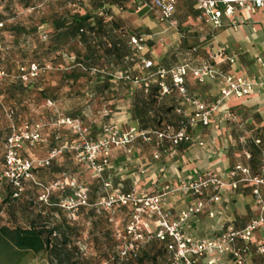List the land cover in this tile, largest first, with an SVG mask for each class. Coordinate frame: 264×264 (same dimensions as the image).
I'll use <instances>...</instances> for the list:
<instances>
[{"label":"rangeland","instance_id":"1","mask_svg":"<svg viewBox=\"0 0 264 264\" xmlns=\"http://www.w3.org/2000/svg\"><path fill=\"white\" fill-rule=\"evenodd\" d=\"M144 6L140 0H0V20L4 23L0 67L7 70L11 80L15 81L11 83L0 80V163L4 140L14 125L40 124L43 141L28 148L33 157L46 155L51 147L79 142V133L69 126L59 125V119L70 117L78 121L85 128L87 138L95 141L105 137L106 126H116L118 119L124 115V108L130 103L129 92L134 88L142 89L140 82L124 79V71L128 70L131 76H138L140 79L148 78V71L142 69V59L154 62L149 54L150 50L156 49L155 44L148 43L149 49L141 51L131 44L132 36L146 38L144 14L139 13ZM184 10V6H180L178 18L186 22L183 18ZM86 13L94 17L92 22H96L97 27L102 30L100 32L98 29L87 39L74 35L70 28L76 14ZM108 15L112 16L111 21L117 28L115 36L127 32L130 40L128 50L109 49L111 39L107 26L111 21ZM211 28L213 31L218 29ZM187 42L192 45L196 40L189 38ZM125 52L130 54L126 57ZM215 54H208L204 61L212 62ZM32 61L40 63L46 70L35 80L33 86H26L17 77L19 67ZM188 75V86L194 93L200 90L202 83L207 82H199L192 71ZM153 84L157 83L153 81ZM176 90L165 94L179 97ZM165 94L160 91L158 93L159 96ZM214 98L206 101L213 103ZM232 100L233 97L225 103ZM251 104L247 99L233 101L229 104L231 110L216 114L211 125L203 129L202 136L214 138L217 141L214 145L216 151L221 154L216 158L218 163L215 167L202 168L200 173L213 170L229 183L232 180L231 171L238 164L247 167L251 177L262 172L264 104L257 108ZM158 107L159 105H154V108ZM178 120L175 115L168 116L162 125L152 129L163 130L168 126L176 129ZM130 124L132 123L127 122L123 125L124 131L134 126ZM229 135L234 136L232 144ZM243 136L246 138L245 143L241 141ZM257 139H260L259 143L256 142ZM227 140L229 146L226 145ZM194 143L195 140L189 145ZM171 146L166 140L144 142L138 139L132 144L130 151L113 147L109 165L116 163V167L124 168L125 174L132 170L140 172L144 163L153 164L154 160L169 154ZM244 148L250 153V157L243 153ZM109 165L99 172L90 164L79 161L74 151H65L36 175L50 189L49 200L40 198L42 188L28 184L25 193L17 199L0 201V227H28L33 220L49 226L60 225L70 246L77 247L74 252L79 255L80 264H123L116 256L115 246L121 239V244L129 239L123 234L125 214L119 207L92 212L90 206H85L79 209L76 218L62 206L63 200L73 194V189L57 186L66 177L73 178L78 186L86 188L90 200L96 202L101 196L112 192L114 176ZM234 178L237 180V188L226 186L220 193V201L216 203H226L234 196L237 198L232 202L247 209V215H244L246 220L258 217L261 204L253 194L254 182L241 174ZM106 182L110 183L109 187H105ZM169 185L175 188L179 186ZM259 190L264 203V184L259 186ZM230 191L232 193L228 194ZM2 192L5 193L6 190L1 189L0 193ZM205 201L213 203L209 196L205 197ZM260 244H264V227L251 239L248 254L251 264H264V252L259 250ZM146 247L150 257H144L143 264H152L151 245ZM17 260L18 264H50L45 253L19 252ZM225 261L226 264H234L228 257ZM166 262L162 257L157 260V264Z\"/></svg>","mask_w":264,"mask_h":264},{"label":"built area","instance_id":"2","mask_svg":"<svg viewBox=\"0 0 264 264\" xmlns=\"http://www.w3.org/2000/svg\"><path fill=\"white\" fill-rule=\"evenodd\" d=\"M144 4H150L159 11L161 22H169L176 25L174 18L177 4L180 0H140ZM199 12V18L214 28H221L224 25V18L231 21L232 25H237L236 16L240 11L255 13L264 10V0H192ZM4 23L0 22V29ZM131 44L138 50H144L145 44L142 37L133 36ZM0 49H2L0 36ZM230 63L235 62V57L225 56L223 50L218 51L213 56L212 62H205L197 67L189 64H182L172 68L159 67L153 72H148V78L140 79L138 76H131L128 70L124 71L123 78L134 83H141L148 89L155 81L162 94L169 93L177 89L182 97V101L193 108L192 112L186 115V120L181 122L178 129L168 126L163 130L142 129L131 127L127 131H120L116 126L105 127V137L99 140H89L86 130L81 123L70 117L59 119L58 124L69 126L80 135L79 142L55 146L48 150L44 156L30 157L24 154L27 146H32L42 139V129L40 124L24 123L14 125L4 144V159L0 166V190L6 187L13 189V196L20 197L25 190L26 183L30 182L42 188L41 199L48 201L50 189H48L36 177V171L49 167L52 161L67 150L74 151L78 160L82 163L90 164L99 172L109 165V158L113 147L131 150L132 144L141 139L149 142L153 139L158 141H168L173 146H178L184 142L194 141L189 133L190 128L198 125L205 127L211 123L214 112L224 107L225 101L235 97L244 98L253 93L258 88H264V60L257 57V62L261 64V72L257 74H236L228 72L219 67L220 60ZM154 67V62L142 59V69L150 70ZM45 67L38 62H31L19 67L18 79L24 83H29L38 79L45 72ZM197 77L199 82L208 79H218L222 83L220 96L213 103H206L200 98L192 95L186 86V77L190 72ZM11 75L7 70L0 67V80L9 79ZM171 80V84L168 83ZM242 142L246 138L241 137ZM257 143L260 139L256 140ZM199 146L204 142L199 140ZM243 153L250 157V153L244 148ZM101 160V162H99ZM237 174L245 176L247 180L254 182L253 194L258 203L261 204V212L256 218L250 219L244 226L237 227L233 223L222 226L218 233L210 238H196L186 233L184 225L195 215L200 214L205 205V197L209 196L210 201H220V193L226 187L237 188ZM232 180L228 183L213 170L205 173H198L193 177L183 180L177 188L165 185L158 194L150 195L133 188L129 192H110L101 196L96 202H91L86 188L76 184V180L66 177L65 180L57 183V186L64 189L70 187L73 194L63 200L62 206L73 216H76L80 208L85 206L93 207L96 211L111 210L115 207L132 205V219L127 225V236L120 252L122 257L136 254L145 240L158 239L166 241L169 254V264H226L225 258H230L234 264H251L248 259L250 253V243L253 235L264 227V203L260 198L259 186L264 184V159L262 172L251 177L250 170L240 164L231 171ZM110 183L106 182L105 187ZM194 195L197 200L182 209L175 220H171L170 212L165 208V200L168 196ZM2 195L0 193V201ZM210 217L215 216V212L209 213ZM259 250L264 252V244L259 245Z\"/></svg>","mask_w":264,"mask_h":264},{"label":"crops","instance_id":"3","mask_svg":"<svg viewBox=\"0 0 264 264\" xmlns=\"http://www.w3.org/2000/svg\"><path fill=\"white\" fill-rule=\"evenodd\" d=\"M180 6L185 8L183 18L186 22L178 18ZM139 13L144 14L143 27L146 29L144 50L149 49V44L156 45V49L150 50L149 54V58L155 63L152 68L153 71L159 66L165 68L182 64L199 66L205 62L204 60L208 54L223 50L225 56L235 57L234 63H230L225 58L220 60L219 67L223 70L239 75H252L261 72L262 66L257 62V57H262L264 60V10H258L255 13L245 10L240 11L236 16L237 25H232L230 20L224 18L223 27L214 31L211 28L212 26L207 25L199 18V12L192 0H180L178 2L174 14L176 25H171L169 22H161L159 11L150 4H145ZM108 18L111 21L112 16L108 15ZM107 27L111 39V48L109 49L128 50L130 40L127 38V32L120 36H115L116 26L110 23ZM189 38H194L196 42L192 45L188 44ZM128 54L130 53L125 52L124 55ZM188 76L186 77V86L192 95L206 103H208L206 100L212 97L217 99L220 96L222 89L220 80L208 79L207 82L200 85V90L194 93L188 86ZM168 83L171 84L170 79H168ZM141 87L142 89L134 88L129 92L130 103L124 108V115L115 124L120 131H124L123 125L127 122H131L132 124L130 125H134L130 126L129 129L131 127L152 129L162 125L161 123L166 117L171 115L179 118L176 128L178 129L181 122L186 120V115L193 110L191 106L183 103L178 90L176 91L179 97H174L172 94L157 95L156 101L151 102L148 89L143 85ZM242 99L250 101L255 108L262 106L264 104V88H258L244 98L233 97L230 103L241 101ZM230 103L226 102L221 110L213 113L211 123L216 114L231 110ZM154 105H159V107L154 108ZM170 107H174V109L168 111L167 109ZM207 127L200 124L193 129L190 128L189 133L196 143L189 145V143L186 144L184 142L178 147L172 145L169 154H165L159 160H154L155 163L153 164L151 162L144 163V168L140 172L132 170L129 174H125L124 168L116 167V163L109 165V167H112L111 173L114 176L112 192H129L135 188L140 192L155 195L167 184L179 185L183 180L203 171L202 168L216 166L218 163L216 158L221 152L216 151L214 145H216L217 141L214 138L202 136L203 129ZM233 137V135H229L231 144L234 142ZM199 140H203V146L198 145L197 142ZM41 141H43V134ZM226 142V145L229 146V141L227 140ZM28 148L29 146L24 149V154L27 153L28 156L33 157L28 152ZM223 152L226 151L224 150ZM230 193L232 192H228V194ZM235 196H239V194H235ZM236 198L233 196L232 200ZM232 200L229 199L226 203H206L200 214L192 216L186 222L184 225L186 233L203 239L214 236L222 226L229 223L244 226L250 220H246L247 218L244 216L247 215V209L237 202H232ZM195 201L196 198L194 196H168L165 200V208L170 212L171 220H175L182 209ZM211 211L215 212L214 217L209 216Z\"/></svg>","mask_w":264,"mask_h":264},{"label":"trees","instance_id":"4","mask_svg":"<svg viewBox=\"0 0 264 264\" xmlns=\"http://www.w3.org/2000/svg\"><path fill=\"white\" fill-rule=\"evenodd\" d=\"M101 6L103 7L104 5H101ZM101 14H103V12H101ZM93 19L94 17L88 13L84 15L76 14L70 24L71 31L73 32L74 35H81L85 39H87V37H90V35L93 32H96L98 29H100L99 31L101 32L102 30L101 28L97 27L96 22H92ZM0 22L2 21L0 20ZM110 23L114 25V22L111 21ZM3 29L4 28L0 29L1 42H2ZM137 37H141V36H137ZM32 62H35V61H32ZM27 64H22V65H27ZM159 67H162V66H159ZM147 71L153 72L152 69L147 70ZM5 80L11 83H15V81L11 80V78L5 79ZM20 82L25 84L26 86H33L35 80L29 83H24L22 81ZM158 93H159V86L157 84L151 83L150 87L148 88V95L151 98L150 99L151 102L156 101ZM173 109L174 107H170L167 110L171 111ZM6 138L4 140V144H5ZM40 142L41 141H39V143ZM178 146H175V147H178ZM3 159H4V152H3V158L0 163V166L3 163ZM39 171L40 170L36 171V174ZM28 184L34 185L30 182H27L26 186ZM3 189L6 190L5 192L6 195L3 192L1 193L3 201L18 198V197L16 198L13 196L12 188L6 187ZM118 209L123 214H125L124 221L126 223V226H125V230L123 234H124V237L127 238V225L132 219L133 206L128 204L125 206H120ZM90 211L94 212L95 209L91 207ZM74 217L77 218V216H74ZM168 242H169V239H167L166 241H160L158 239L145 241L141 244V247L136 254L133 253L127 257H122L120 252L124 244H121L122 243V239H121L120 243H118L117 246H115V253H116L117 258L123 261L122 262L123 264H143L144 257H150L149 252L146 249L147 248L146 246L151 245L152 264H157V260L160 257L165 258L167 260L166 264H169V254L167 251ZM76 248H77L76 246H74L73 248L70 246V243L67 241L66 233L62 230L60 225L49 226L45 223H39L33 220L28 227H23V226H16V227L1 226L0 227V264H18L19 261L17 260V254L19 252H33L35 254L45 253L46 257L49 259L50 264H80L79 255H75V252H74Z\"/></svg>","mask_w":264,"mask_h":264}]
</instances>
